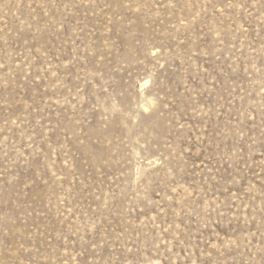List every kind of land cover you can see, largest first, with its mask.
<instances>
[{"label": "rangeland", "instance_id": "1", "mask_svg": "<svg viewBox=\"0 0 264 264\" xmlns=\"http://www.w3.org/2000/svg\"><path fill=\"white\" fill-rule=\"evenodd\" d=\"M0 264H264V0H0Z\"/></svg>", "mask_w": 264, "mask_h": 264}]
</instances>
